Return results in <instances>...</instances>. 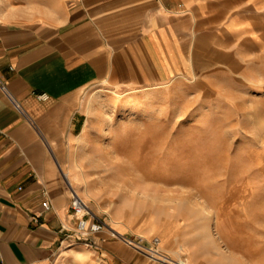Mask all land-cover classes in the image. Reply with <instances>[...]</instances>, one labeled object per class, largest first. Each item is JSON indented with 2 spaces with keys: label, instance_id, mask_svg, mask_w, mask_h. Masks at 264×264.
<instances>
[{
  "label": "crops",
  "instance_id": "1",
  "mask_svg": "<svg viewBox=\"0 0 264 264\" xmlns=\"http://www.w3.org/2000/svg\"><path fill=\"white\" fill-rule=\"evenodd\" d=\"M248 51L264 70V0H0V264H56L72 233L97 248L72 246L76 264L176 263L106 229L74 231L67 168L49 140L85 128L79 95L89 85L196 68L236 76Z\"/></svg>",
  "mask_w": 264,
  "mask_h": 264
},
{
  "label": "rangeland",
  "instance_id": "2",
  "mask_svg": "<svg viewBox=\"0 0 264 264\" xmlns=\"http://www.w3.org/2000/svg\"><path fill=\"white\" fill-rule=\"evenodd\" d=\"M259 62L248 51L236 76L196 68L157 83L89 85L79 95L85 133L49 140L58 165L74 172L89 210L159 236L170 256L182 242L191 264H264ZM91 242L72 233L56 264H76L77 244L97 254Z\"/></svg>",
  "mask_w": 264,
  "mask_h": 264
},
{
  "label": "built area",
  "instance_id": "3",
  "mask_svg": "<svg viewBox=\"0 0 264 264\" xmlns=\"http://www.w3.org/2000/svg\"><path fill=\"white\" fill-rule=\"evenodd\" d=\"M1 88L5 91L9 99L12 101V103L22 112L24 113V110L22 109L19 102L12 96V94L7 90L4 84H1ZM37 96L39 98H45L47 95L45 93H38ZM83 201L81 199L76 200L74 195L71 194V201H70V208L73 209V213L75 214V220L73 224V229L76 231L79 235L86 237L91 232H95L101 229H107L109 233L113 236L120 237L121 240H123L125 243L135 247L136 249H139L146 254H149L151 251L155 250L157 244H158V238L156 236H152L151 238H147L142 234H133V235H125L123 233H118L114 229L110 227V225L99 215L94 213L91 209L86 210L83 214L77 215V204ZM42 204L44 207H49V202L47 199H44L42 201Z\"/></svg>",
  "mask_w": 264,
  "mask_h": 264
},
{
  "label": "bare ground",
  "instance_id": "4",
  "mask_svg": "<svg viewBox=\"0 0 264 264\" xmlns=\"http://www.w3.org/2000/svg\"><path fill=\"white\" fill-rule=\"evenodd\" d=\"M84 133H85V131H84ZM65 173H66L67 183L72 187L71 194L74 195V197L76 198V200L81 199V201H83L81 203L79 201V203L76 206L78 208L77 210L81 211L80 213L83 214L86 210H89V209H88V206H87V203L85 202V200L82 197L79 196L77 190L75 189L77 187L76 185L78 184L77 181H76L77 178H76L74 172H72L71 170H68ZM81 214H79V215H81ZM172 215H174V214H172ZM110 227L112 229H114L116 232L121 233L120 231H118V228L117 227L111 226V225H110ZM153 236H156L158 238V244H157L155 250L151 251L148 254L149 256H151L152 258H156L158 260H161V261H171V260H173L177 264H191L189 262V260L187 259V257H184V256L181 255V251L184 250V248H186V245L184 243L180 242L177 245L176 249L174 250L177 253V254H175V255H177L176 256L177 258H175L173 256H170L168 253H166L165 251H163L161 249L159 236H157V235H153Z\"/></svg>",
  "mask_w": 264,
  "mask_h": 264
}]
</instances>
